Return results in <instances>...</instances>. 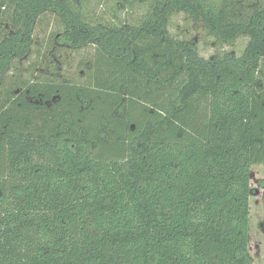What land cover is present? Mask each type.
Wrapping results in <instances>:
<instances>
[{"label": "trees", "instance_id": "16d2710c", "mask_svg": "<svg viewBox=\"0 0 264 264\" xmlns=\"http://www.w3.org/2000/svg\"><path fill=\"white\" fill-rule=\"evenodd\" d=\"M180 13L243 51L200 56ZM48 15L82 73L4 75ZM1 25L0 264H251L264 0H0Z\"/></svg>", "mask_w": 264, "mask_h": 264}, {"label": "rangeland", "instance_id": "374dc122", "mask_svg": "<svg viewBox=\"0 0 264 264\" xmlns=\"http://www.w3.org/2000/svg\"><path fill=\"white\" fill-rule=\"evenodd\" d=\"M122 16H124L121 13ZM53 15L40 17L36 23L33 42L29 53L23 58H16L9 72L4 75L10 76L14 73L28 79L36 76H50L52 72L65 74L67 77L77 76L82 73L83 64L87 61L92 46L81 49H67L64 46L51 48L55 44L51 34L57 26ZM169 30L174 37L191 39L197 47L198 53L204 58L224 50L226 52L240 54L247 41L246 38H239L231 45H220L214 38L207 36L200 25L188 21L183 14H175L169 21ZM4 25L0 27V39L7 35L4 32ZM51 50H50V48ZM3 75V76H4ZM250 188L249 197V224H248V248L251 257V264H264V205L262 195L264 194V164L252 165L250 167Z\"/></svg>", "mask_w": 264, "mask_h": 264}]
</instances>
